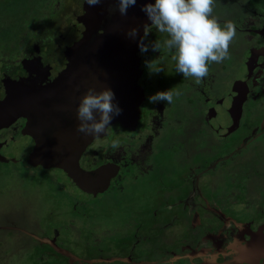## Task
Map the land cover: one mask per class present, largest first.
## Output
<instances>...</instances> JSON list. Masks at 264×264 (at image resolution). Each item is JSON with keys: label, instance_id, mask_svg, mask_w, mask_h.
Masks as SVG:
<instances>
[{"label": "flooded vegetation", "instance_id": "1", "mask_svg": "<svg viewBox=\"0 0 264 264\" xmlns=\"http://www.w3.org/2000/svg\"><path fill=\"white\" fill-rule=\"evenodd\" d=\"M244 2L215 0L213 15L221 25L231 21L236 37L230 57L211 64L200 84L159 63L155 76L147 63L167 49L139 50L137 123L130 129L114 122L75 157L72 164L81 172L94 175L105 168L101 177L108 182L96 178L87 186L50 161L52 130L62 115L51 117L48 91L51 78L70 68L71 55H56L67 46L61 43L67 30L79 18L103 26L117 0L93 7L85 0H54L55 10L28 7L17 40L11 23L0 24V170L15 169L41 200L52 203L55 217L67 185L80 205L70 202L72 218L82 220L78 230L70 224L69 234L56 220L43 223L46 234L30 232L29 250L38 253L34 264H264V15L250 13ZM149 27L144 43H162L166 34ZM76 59L74 69L83 72ZM170 88L180 93L172 103L149 102L150 95ZM116 139L120 147L113 150ZM42 148L45 164L42 156L34 159ZM110 188L108 217L98 216L87 198ZM117 207L122 217L110 222ZM135 207L143 208L141 215H129ZM104 220L121 240L101 239ZM2 226L10 236L19 231L13 221ZM8 244L0 238L1 264L15 251Z\"/></svg>", "mask_w": 264, "mask_h": 264}, {"label": "water", "instance_id": "2", "mask_svg": "<svg viewBox=\"0 0 264 264\" xmlns=\"http://www.w3.org/2000/svg\"><path fill=\"white\" fill-rule=\"evenodd\" d=\"M146 3H153V0H137L134 6L128 8L126 16H122L118 10L109 12L106 23L101 27L100 24L97 27L94 21L87 26V23L79 18L77 27L67 30L65 39L61 40V43L67 46L56 50V55H71L72 61L68 64L70 68L67 72H59L50 81L52 85L48 91L52 101L50 115L52 118H56L58 112L62 115L61 120H57L58 127L52 130L51 147L54 149L50 150V161L52 165L63 168L79 186H87L96 178L101 179V184L108 182L101 177L105 168L97 170L92 175L81 172L77 165L72 164L75 157L79 156L85 146L95 138L91 135L85 136L76 130L79 123L76 115L77 106L87 90L91 87L99 92L107 87L115 93V102L121 107L122 113L116 116L111 124L119 122L124 127L132 129L137 123L138 106L142 97V90L137 84L141 72L138 42L144 34L145 24L151 23L146 13L141 10ZM116 7L117 5L113 9ZM132 28L138 29L136 38L127 35L128 30ZM77 55L84 64L83 72L76 67L74 69L75 64H79ZM81 56L84 59H81L83 58ZM43 147H49L48 141ZM44 153L45 149L42 148L34 155V159L38 160L42 156V163L45 164ZM85 188L89 192L94 191L92 187ZM57 251L62 253V250Z\"/></svg>", "mask_w": 264, "mask_h": 264}, {"label": "clouds", "instance_id": "3", "mask_svg": "<svg viewBox=\"0 0 264 264\" xmlns=\"http://www.w3.org/2000/svg\"><path fill=\"white\" fill-rule=\"evenodd\" d=\"M90 6H96L102 0H85ZM137 0H117V7L110 12L119 11L122 16L127 15L130 6H134ZM215 0H155L154 3H146L142 7L150 24H145L144 34L140 37L139 48L141 53L147 52L149 46L153 51L167 49L171 59L175 62L176 72L184 78H191L196 84H200L209 75L210 65L219 64L230 57V43L236 37V28L231 21L221 25L217 17L213 15ZM154 27L158 32L166 34L161 43L155 40L150 45L144 40ZM127 35L136 38L138 29H129ZM147 67L150 73L161 71V67L149 61ZM179 92L170 89L157 91L148 97L150 103H172ZM122 109L115 102V93L107 87L99 92L89 88L80 98L77 106V119L79 121L76 130L85 136H101L106 133L112 120L121 115ZM118 139L113 140L110 147L117 150L120 147Z\"/></svg>", "mask_w": 264, "mask_h": 264}, {"label": "rangeland", "instance_id": "4", "mask_svg": "<svg viewBox=\"0 0 264 264\" xmlns=\"http://www.w3.org/2000/svg\"><path fill=\"white\" fill-rule=\"evenodd\" d=\"M53 3L54 0H0V24L6 25L11 23L15 30V34L12 37L17 40L21 33V25L26 21L24 18V15L26 14L22 10H26L28 7L35 8L40 6H45L47 9L49 7V9L55 10L57 9V5L52 8ZM248 26L249 25H247V27ZM245 34L248 35L247 33ZM159 54L158 59L154 60L153 63L162 64L166 70H170L171 67L175 70V64L171 59L172 53L168 50L166 53V51L163 50L162 52H159ZM18 174L19 173L12 168L0 170V227H3L2 225L8 220L13 221L16 226L19 227V231L15 232V235L13 236H10L11 233L0 230V238L9 241L8 247L10 249L15 248V251L9 255L2 264H34L37 262L38 253L37 250H29V248L34 245V241L31 238L29 239L28 235H30V232L37 233L36 231L45 233L43 229L44 222L47 221L50 224L52 222L56 224L54 221H61L64 227H66V225L68 226L67 229L69 230V234L71 232L70 229L73 228L70 224L78 230L81 227L82 222V220L72 218L74 217L72 215L74 212L70 209V202L75 201L77 203V194L70 185H67V188L62 191L63 199L57 204V209L59 210L57 214L61 213V215L55 217L53 215V210L50 208L52 203L49 204L48 201L44 199L41 200L37 189L28 186L26 179H21ZM37 177L39 178V175ZM140 178L144 179V183H147V181H145L146 177L142 175ZM62 179L63 177H60L61 181ZM33 183L34 187L38 186L37 181H34ZM112 191L113 190L110 188L108 193L99 194L92 198L89 196V198H87L89 199L87 202L91 204V208L95 211L96 215L108 217L106 214L110 206V199L112 198L109 193ZM83 199H85L84 196ZM123 206L126 209L128 205ZM142 210L143 208L141 207H135L129 215H141L139 213ZM122 214L120 207H117L115 212L111 215L110 222L112 220H119L122 217ZM107 221L108 220H104L102 224L99 223V229L102 232L101 239H114L113 242L121 240L122 238L118 236L117 231L115 232L113 229H109V225L104 224ZM125 225H127V223H125ZM89 228L91 230L93 229L96 233L99 232L94 227L89 226ZM58 230L60 233H63L61 228H58ZM48 232L51 233L50 229H48ZM73 238L72 235V239ZM70 245L72 244L69 242V246ZM72 248H74V246ZM64 255L73 256L72 254L67 253H64Z\"/></svg>", "mask_w": 264, "mask_h": 264}, {"label": "trees", "instance_id": "5", "mask_svg": "<svg viewBox=\"0 0 264 264\" xmlns=\"http://www.w3.org/2000/svg\"><path fill=\"white\" fill-rule=\"evenodd\" d=\"M244 4L249 8V12L256 11L257 14L264 15V0H244Z\"/></svg>", "mask_w": 264, "mask_h": 264}]
</instances>
